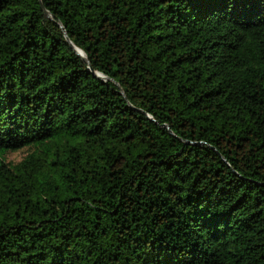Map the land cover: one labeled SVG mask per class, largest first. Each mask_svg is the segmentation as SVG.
I'll use <instances>...</instances> for the list:
<instances>
[{"label": "trees", "instance_id": "1", "mask_svg": "<svg viewBox=\"0 0 264 264\" xmlns=\"http://www.w3.org/2000/svg\"><path fill=\"white\" fill-rule=\"evenodd\" d=\"M0 264H264V0H0Z\"/></svg>", "mask_w": 264, "mask_h": 264}, {"label": "rangeland", "instance_id": "2", "mask_svg": "<svg viewBox=\"0 0 264 264\" xmlns=\"http://www.w3.org/2000/svg\"><path fill=\"white\" fill-rule=\"evenodd\" d=\"M30 151V148L24 147L19 150L14 151H8L6 153L7 160L10 162H18L21 160L28 152Z\"/></svg>", "mask_w": 264, "mask_h": 264}, {"label": "water", "instance_id": "3", "mask_svg": "<svg viewBox=\"0 0 264 264\" xmlns=\"http://www.w3.org/2000/svg\"><path fill=\"white\" fill-rule=\"evenodd\" d=\"M46 12H48V11H46ZM69 42L74 46V44H73L70 40H69ZM74 48L76 49V51L78 52L79 55H81L84 59H86L84 53L82 52V50H81L80 48H78V47H76V46H74ZM96 74H97L98 76L102 77L104 80L108 78V77H106L105 75H103V74H101V73H99V72H96ZM123 92H124V91L122 90V93H123Z\"/></svg>", "mask_w": 264, "mask_h": 264}]
</instances>
